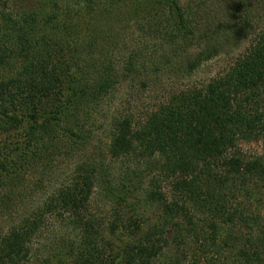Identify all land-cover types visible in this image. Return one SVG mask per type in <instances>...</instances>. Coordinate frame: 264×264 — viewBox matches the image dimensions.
<instances>
[{"label": "trees", "instance_id": "1", "mask_svg": "<svg viewBox=\"0 0 264 264\" xmlns=\"http://www.w3.org/2000/svg\"><path fill=\"white\" fill-rule=\"evenodd\" d=\"M12 1L0 0V121L22 113L33 126L23 153L1 162L2 207L19 203L22 196L12 199L7 188L55 155L59 147L52 145L61 144L60 137H70V151L85 146L75 123L108 98L119 80H140L143 92L160 87L163 100L141 116L125 112L112 120L106 159L131 163L128 177H115L100 162L76 164L0 236V264H28L51 219L69 222L82 234L72 251L60 248L59 262L74 254L73 264H156L171 245L186 253L187 242H216L234 229L249 233L246 248L224 243L225 248L237 252L236 260L263 262L260 248L251 249L258 246L253 234L260 221L249 206L254 191L264 192V157H248L243 147L264 144V33L221 74L194 80L227 46L240 45L253 24L252 5L241 3L214 29L212 22H198L180 0H33L36 6L22 12ZM124 16L146 18L149 37L116 65L105 49L118 34L113 21ZM66 63L74 73L64 70ZM53 115L50 130L46 123ZM133 164L145 168L143 197L160 216L135 241L115 245L104 236V225L90 218V201L101 184L115 212L133 199L143 186ZM201 216L207 219L201 222Z\"/></svg>", "mask_w": 264, "mask_h": 264}, {"label": "rangeland", "instance_id": "2", "mask_svg": "<svg viewBox=\"0 0 264 264\" xmlns=\"http://www.w3.org/2000/svg\"><path fill=\"white\" fill-rule=\"evenodd\" d=\"M244 2L252 5L253 8L250 11L252 13L251 17H253L252 27L245 32L239 46H237L238 44L227 46L221 56L206 65L202 73L194 80L206 82L221 74L230 66V62H233L237 56L250 47L253 39L258 34L264 33V9L262 8L264 0H180L181 5L189 13H196L199 19L198 22L203 23L206 20L208 23L212 22L214 29L219 22L228 21L227 12L234 10L235 7ZM35 6L36 2L33 0H15L12 4V7L21 10V12L33 9ZM233 22L234 20L230 25ZM113 24L118 34L115 41L105 50L113 55V61L118 65L123 61L124 56L132 50L133 45L138 47V43L144 42L149 37L144 28L150 23L146 18L140 20L138 17L124 16L117 17ZM65 60H68V58L66 57ZM62 66L68 74L75 72L72 63H66ZM119 82L121 84L117 82L115 90L108 98L99 103H94L95 105L87 110L88 115L80 122L75 123V127L80 131V136L84 137L83 143L85 146L70 151L69 147L66 148V142L69 141L67 138L70 137L65 135L60 137L62 143L59 144L58 141L52 145V149L57 145L59 147L53 151L55 155L48 156L47 161L39 163V167L30 168V177H21L20 180L10 184L7 188L9 196L12 199L22 197L17 205L12 204L6 207L0 205V236L5 234L22 215L25 216L31 207L38 203L40 205L50 192L59 187L71 175L74 166L78 163L100 162L103 164V168L112 167L110 171L113 172L115 177H128L124 175L130 173L127 169L129 166L132 167L131 163L129 165L127 162L122 161L112 163L106 159L112 120L116 115L125 112L134 114L135 117L141 116L145 111L155 108L159 100H163V97L160 94V87L150 88L148 92H143L140 80H135L130 84L122 83L120 80ZM166 82L164 81V83ZM68 85H66L65 98H69L70 95ZM28 117V115L22 113L10 114L5 120L0 121V172L3 170L1 162H12L13 158L19 157L23 153L24 144H26L25 137L33 126L32 120ZM56 119L57 116L53 115L46 123L49 126L51 125L50 130H52V123ZM44 122L45 120L39 119L40 124ZM71 125H74V122ZM76 125H79V127ZM37 126L34 125V127ZM82 126L83 128H81ZM243 149L248 157H264V144L244 145ZM133 169L139 172L137 174L140 177L139 187L143 184L142 189L126 205L118 206L117 212L112 210L111 201L102 184L95 187V192L90 201V218L92 217L91 219H95L104 225V236L114 242L115 245L120 242L135 241L134 239L144 235L154 226L160 216V213L149 205L143 197V188L148 182L147 178V180L143 179L146 176L145 168L133 164ZM142 173H144L143 177ZM38 179L39 182L36 183ZM129 179H135L133 174L129 175ZM136 181L138 180L136 179ZM254 193H256V196L249 207L253 217L260 221V227L253 234V236H256L254 237V239L256 238L254 243L258 246L254 245V248L251 249L260 248L263 253V262L261 261L260 264H264V234L262 233L264 229V192L254 191ZM113 213H118V218ZM204 219L207 218L201 216L199 221L203 222ZM116 222H118L117 226L114 225L113 227ZM118 225L124 229H120ZM209 232H207V238H210ZM137 235L139 236L137 237ZM248 235L247 231L239 229H234L231 233L225 230V237L219 238L216 242L211 240L207 243H196L194 240L187 242V246H184L186 253H182L181 250L178 251L176 246L171 245L170 249L156 264H250L244 258L236 260L237 252L224 246V243H228V245L238 243L240 247H245ZM81 236L80 231L71 226L69 222H62L61 219H51L49 226L43 228L42 233L36 240L32 260L28 264H73L76 259L74 254L65 262H59L61 258L59 250L64 247L67 252L72 251L80 243ZM169 239L172 241V235L169 236Z\"/></svg>", "mask_w": 264, "mask_h": 264}]
</instances>
